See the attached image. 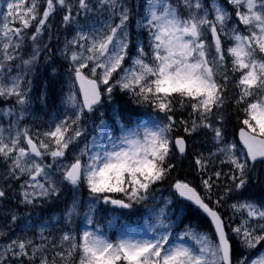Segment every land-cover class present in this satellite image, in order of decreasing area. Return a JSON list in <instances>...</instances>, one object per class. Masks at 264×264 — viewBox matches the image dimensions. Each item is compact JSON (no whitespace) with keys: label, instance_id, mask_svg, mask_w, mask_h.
<instances>
[{"label":"snow or ice","instance_id":"1","mask_svg":"<svg viewBox=\"0 0 264 264\" xmlns=\"http://www.w3.org/2000/svg\"><path fill=\"white\" fill-rule=\"evenodd\" d=\"M0 103V264H264V0H0Z\"/></svg>","mask_w":264,"mask_h":264},{"label":"trees","instance_id":"2","mask_svg":"<svg viewBox=\"0 0 264 264\" xmlns=\"http://www.w3.org/2000/svg\"><path fill=\"white\" fill-rule=\"evenodd\" d=\"M56 20L59 21V16L56 17ZM135 25V21H133V26ZM59 24H55L53 25V33H55L56 35H58V30H59ZM47 39V37H45V40ZM62 41V39H60ZM53 43H55V40L53 41ZM59 63V62H58ZM66 65H61L60 66V72L63 73L64 70L66 69ZM39 71V79H47L51 73V69L49 68L47 70V72H45L43 70V60L41 61V68L38 70ZM61 79H63V76L60 77ZM34 83H36V81H34ZM36 92L37 90L34 88V92H33V95L35 96L36 95ZM35 103H37L36 101H33V104H32V107L35 108ZM5 104H2L0 103V109L4 108ZM134 107V106H133ZM52 108V106H51ZM53 114V111L51 113H49L48 115H52ZM46 117V115L44 116ZM43 117V118H44ZM92 119L91 117H89V120ZM28 124H32L33 123V120L31 118V116L29 117V119L26 121ZM231 122L232 123H235L236 122V117L235 115H233L231 117ZM36 123H38L36 121ZM229 130L231 132V124L229 125ZM231 137V136H229ZM191 159L188 157L187 159H185L183 161V164L180 166V168L177 170V172H174L172 174V177H177V175H179V178H183V179H186V180H189V181H192L194 185H198V180L196 179V170L194 167L191 166V163H190ZM0 167H2V165H0ZM171 179V178H170ZM167 184V182H165V185H161L160 187H165ZM166 194H169L168 191H164L162 192V195L166 196ZM86 195V193H85Z\"/></svg>","mask_w":264,"mask_h":264},{"label":"rangeland","instance_id":"3","mask_svg":"<svg viewBox=\"0 0 264 264\" xmlns=\"http://www.w3.org/2000/svg\"><path fill=\"white\" fill-rule=\"evenodd\" d=\"M58 35L60 37V39L63 40L64 38V33H63V29L59 28L58 30ZM6 107V106H5ZM36 112L34 113L35 116H39L42 120H46L48 118V116H45V112H47L48 114L51 113L52 111H54L51 106H48V108H43V105H37L35 106ZM43 109V110H42ZM50 116V115H49ZM44 117V118H43ZM5 124H6V118L2 120ZM38 123L40 121H37ZM198 178V177H197Z\"/></svg>","mask_w":264,"mask_h":264}]
</instances>
